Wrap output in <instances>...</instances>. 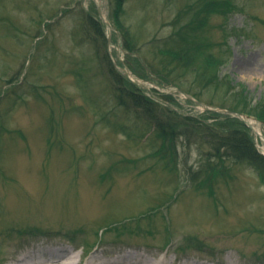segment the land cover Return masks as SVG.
Returning a JSON list of instances; mask_svg holds the SVG:
<instances>
[{"label":"rangeland","instance_id":"374dc122","mask_svg":"<svg viewBox=\"0 0 264 264\" xmlns=\"http://www.w3.org/2000/svg\"><path fill=\"white\" fill-rule=\"evenodd\" d=\"M189 1L127 0L124 20L144 21V38L161 46ZM214 1L223 8L203 11L198 39L222 60L216 68L264 101V0ZM99 6L112 22L110 0H0V264H32L60 248L82 262L142 254L168 264H264L262 175L213 161L182 138L176 155L116 106L94 46L78 34L90 14L111 59L132 63L146 94H173L170 105L183 114L216 112L150 75ZM146 47L149 57L154 47ZM254 138L264 151V139Z\"/></svg>","mask_w":264,"mask_h":264},{"label":"trees","instance_id":"16d2710c","mask_svg":"<svg viewBox=\"0 0 264 264\" xmlns=\"http://www.w3.org/2000/svg\"><path fill=\"white\" fill-rule=\"evenodd\" d=\"M126 2L110 0L111 20L123 37L125 51L131 56L141 54L143 61L140 60L150 75L159 77L161 83L171 82L181 87L209 105L253 115L264 123V101L255 100L244 85L234 84L226 73H222L218 69L222 60L207 53L205 44L198 39L202 29L196 25L200 24L203 11H220L223 8L221 1L190 0L188 10L181 9L168 22L173 30L170 36L163 39L161 46L155 45L156 37L150 40L144 38V21H140L141 27H138L139 23L130 25L125 22ZM82 22L78 34L94 46L104 65L110 96L114 97L117 107L123 108L128 115L132 114L134 120L142 125L139 128L141 131H150L148 133L163 140L166 145L170 143L176 155L177 142L182 138L186 144L198 145L202 154L213 161L233 160L255 167L264 179V154L243 120L232 114L216 112H210L211 116L206 118L183 114L170 105L176 103V98L167 92L161 94L158 100L152 98L142 87L128 81L115 66L106 51L107 36L102 23L91 14ZM162 24L167 25V22L163 19ZM146 46L154 47L148 53L149 57L145 54ZM102 49L104 52L101 54ZM129 65L139 73L131 66L132 63ZM220 94H223L221 98ZM120 126L128 129L125 125Z\"/></svg>","mask_w":264,"mask_h":264},{"label":"bare ground","instance_id":"6f19581e","mask_svg":"<svg viewBox=\"0 0 264 264\" xmlns=\"http://www.w3.org/2000/svg\"><path fill=\"white\" fill-rule=\"evenodd\" d=\"M255 129L260 130L257 127H255ZM71 252L67 248H60L57 251H53V250H48L47 252L44 251V253H47L49 257L44 259H39V261H35V263L32 264H168L169 263L166 256L159 255L154 261H151L145 256H142V254H138L135 256L125 255L123 257H118L117 259L110 261L100 259L99 256L96 255L90 259H87L85 262H82L81 256L79 258L78 254H73L74 253L73 251ZM182 264H197V263L186 261L185 263ZM201 264H207V263H201ZM228 264H237V262L233 259H230V261H228Z\"/></svg>","mask_w":264,"mask_h":264},{"label":"water","instance_id":"95a60500","mask_svg":"<svg viewBox=\"0 0 264 264\" xmlns=\"http://www.w3.org/2000/svg\"><path fill=\"white\" fill-rule=\"evenodd\" d=\"M99 12H100L101 17H102L103 19H105L107 25L113 30V25L111 24V22H110L109 20H107V19L104 17V15H103V13H102V10H101V7H100V6H99ZM119 68H121V69L125 72V74H126V75H127L132 81L136 82V83L139 84L141 87H143V88H147V87H148L144 82L132 78V77H131V71L129 70V68H128L127 66H125V67H121V66H120ZM175 90H176V91H179V92H181V93H183V94H185L188 98L192 99V97L189 96L186 92H184L181 88H177V89H175ZM173 91H174V90H173ZM195 101L198 102V103H201V104L204 106V108H205L206 110H215V111L220 112V113L232 114V115H234V116L240 118L241 120H243V121L245 122V124H247L249 127L253 128V126L248 122V119H249L251 116H249V115H247V114H245V113H243V112H239V111H236V110H233V109H230V108H214V107H210L209 105H207V104H205V103H202V102H200V101H198V100H195ZM253 129H254V128H253ZM254 131H255V134H257V135H261L257 130L254 129ZM263 138H264V135H263Z\"/></svg>","mask_w":264,"mask_h":264}]
</instances>
